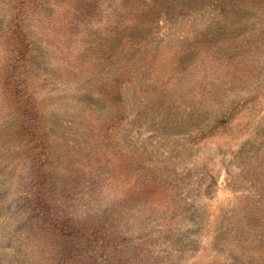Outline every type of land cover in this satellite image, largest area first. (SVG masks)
<instances>
[{
	"label": "rangeland",
	"instance_id": "obj_1",
	"mask_svg": "<svg viewBox=\"0 0 264 264\" xmlns=\"http://www.w3.org/2000/svg\"><path fill=\"white\" fill-rule=\"evenodd\" d=\"M15 6L19 9H12ZM102 7L104 18L94 17L90 27L94 31L104 27L109 15L106 4ZM238 13L228 26L213 7L175 20L162 13L159 19L143 24L150 44H140L135 55L129 53L137 69L134 84L123 85L126 119L111 139L93 147L84 138L73 101L105 113L92 82L115 72L129 55L90 67L95 64L96 46L87 45L91 49L86 58L90 61L88 79L75 83L60 67V49L65 42L85 49L82 40L88 33L77 40L70 37L71 9L55 1L0 0V63L22 58L15 47L26 44L25 57L41 76L40 106L50 119L47 126L52 135L46 144L33 142L39 156L53 154L50 162L82 160L98 150L96 146L107 144L117 153L115 165L130 158L132 171L137 170L132 173L123 166L108 181L106 171L96 170L98 166L73 167L75 175L58 166L54 169L59 172L57 179L37 186L29 171L31 153L17 146L10 131L5 132L0 137V264H34L31 257H25L29 243L20 236L32 228L24 220L43 186L51 191L58 215L63 218L67 213L60 220L68 226L69 219L87 217L111 225L107 219L113 215L118 223L116 231L112 225V233L124 245L141 244L149 256L135 264H264L262 244L253 239L248 244L234 240L237 234L230 225L239 203L258 200L256 190L264 188V180L251 188L253 181L262 179L263 171L257 166L249 171L250 156L243 151L248 142L264 137V40L246 29L252 22L241 21ZM85 29L81 25L77 32ZM206 51L213 58L208 59ZM183 75L186 78L176 88L175 78ZM237 75L243 80L238 81ZM175 89L202 97L193 106L187 100L171 111L164 95ZM231 90L241 100L258 90L262 94L231 127L210 134L234 99ZM149 184L155 189H147ZM58 248L56 264H78V255L61 254ZM41 254L40 264H53L48 254ZM94 255L97 264H112L108 251Z\"/></svg>",
	"mask_w": 264,
	"mask_h": 264
},
{
	"label": "trees",
	"instance_id": "obj_2",
	"mask_svg": "<svg viewBox=\"0 0 264 264\" xmlns=\"http://www.w3.org/2000/svg\"><path fill=\"white\" fill-rule=\"evenodd\" d=\"M21 1L30 3L33 0ZM42 1L47 3L55 1L57 5L61 7L66 5L71 9L72 25L69 31L73 32L70 36L72 39L77 40L78 36H84V33H88L86 40H82L85 49L81 45L77 46L76 42H65L60 49L63 52L59 60L60 67L63 68L67 76H71L72 81H75V83L82 84L88 79L85 73L88 70L87 66L90 61L86 58L91 49H86L87 45L96 46L97 56L93 57L95 64H90V67L102 65L118 57L129 55L124 58L123 62L120 63V68L115 72L101 80L92 82L101 97L105 113H96L77 99L73 101L76 118L85 132L84 138L90 141L89 145L91 144L93 147L94 144L106 143L111 139V135L126 119L127 111L122 97L123 85L134 84L133 71L136 73L137 69L134 58L129 53L134 52L135 55V52H137L136 47L140 44H150L147 35L143 33V28L148 21L159 19L162 13H165L169 19L175 20L177 16H185L194 11L213 7L220 10L228 26L235 20L236 12L239 11L238 14L242 16L241 21L249 24L252 22V25H249L246 29L249 32L256 33L255 35L259 40H264V1L262 0ZM103 4H106V8L110 9L109 15L105 17V25L104 22L101 24L104 27L100 31H94V27L90 29L94 17L104 18ZM16 5H19V2H16ZM12 9L18 10L19 8L15 6ZM81 25L86 27L85 32L78 33L77 29ZM90 37L94 38L92 42L87 41ZM15 50L19 52V55H22V58L0 63V112L3 118V120L0 118V137L5 132L10 131L17 146L31 153L33 157L29 168L30 173H32L31 181L37 186L43 185L44 180L52 182L53 177L57 179L59 176V172L54 170L58 166L60 170L68 171L73 175H75L74 170H71L73 167L90 169V166H98L99 169L96 170L106 171L105 179L108 181L113 180L114 173L123 166L132 171L133 167L129 164L130 158L124 163L121 161L118 165L114 164L113 160L117 159V153L109 150L107 144L103 147L96 146L94 149L98 150L91 151V154L82 160L72 161L71 158L64 161L50 162L49 159L54 156L49 153L47 155L40 153V156H45V159L40 158L39 147L33 142L36 143L40 140L45 143L48 135H52L50 127L47 126L50 119L46 118V114L40 106V93L38 90L43 88L41 76L33 69L35 68L33 61L25 57L28 46L17 44ZM206 54L208 59L213 58L212 55L208 54V51H206ZM185 78L184 75L175 78L176 83L174 86L179 88V84ZM234 79L242 81L243 77L237 75V79ZM231 91L234 99L225 111L218 116L215 126L209 130L210 134L231 127L249 103L254 104L262 94V90H258L247 100H241L234 90ZM199 96L202 97L200 93L188 95L183 94L179 89H175L164 95V103L171 111H174L178 108L176 104L186 103L187 100L193 106ZM9 121H12V123ZM246 147V150L243 151H246L245 153L250 156L248 165L251 167H247L248 170L253 171L255 170L254 166H257L263 171L262 179L252 182L251 188L255 189L256 185L262 184V180H264V153L261 151V148L264 147V137L248 142ZM41 148L43 147L41 146ZM135 171L137 170L134 169L132 173H135ZM153 181L150 184L157 187ZM150 184L146 186L147 189H151ZM256 191L259 192L258 200L241 201L240 206L233 211L230 225L237 234L233 238L234 240L242 244H248V240L253 239L264 247V188ZM51 196L52 193L48 188L41 187L37 194L38 200L31 201L30 212L24 220L32 228L29 231H21L23 235L20 237L29 243L25 257H31L34 264H40L41 260H38L42 257L41 253L48 254L49 261L56 264L54 256L58 255L57 247H59V250L62 249L61 254L78 255V258H75L77 259L75 262L78 264H97V257L94 253L97 254L103 251H108L109 261L112 264L141 263L149 257L143 249H140L141 244L124 245L117 234L112 233V229L115 228L116 231V223H118L113 215L107 219L112 223L111 225L107 222L95 221L91 217L82 220L69 219L71 220L69 226L62 223V220H60L62 217L58 215V209L55 205L56 201H53ZM66 216L67 213L62 219ZM112 225H115V227L112 228ZM57 259L59 261L61 257H57ZM63 261H65V258Z\"/></svg>",
	"mask_w": 264,
	"mask_h": 264
}]
</instances>
